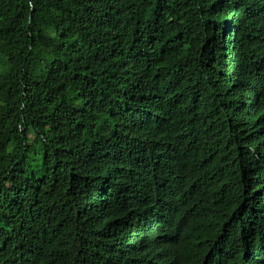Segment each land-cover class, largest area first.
<instances>
[{
  "label": "trees",
  "instance_id": "16d2710c",
  "mask_svg": "<svg viewBox=\"0 0 264 264\" xmlns=\"http://www.w3.org/2000/svg\"><path fill=\"white\" fill-rule=\"evenodd\" d=\"M0 264H264V0H0Z\"/></svg>",
  "mask_w": 264,
  "mask_h": 264
},
{
  "label": "rangeland",
  "instance_id": "374dc122",
  "mask_svg": "<svg viewBox=\"0 0 264 264\" xmlns=\"http://www.w3.org/2000/svg\"><path fill=\"white\" fill-rule=\"evenodd\" d=\"M39 143H40V142H37V145H38V146H39ZM48 182H49V178H48V176H47V177L45 178V180H44V183L47 184Z\"/></svg>",
  "mask_w": 264,
  "mask_h": 264
}]
</instances>
